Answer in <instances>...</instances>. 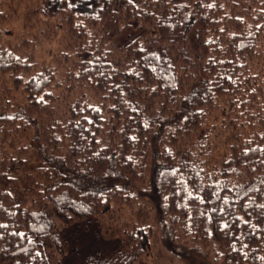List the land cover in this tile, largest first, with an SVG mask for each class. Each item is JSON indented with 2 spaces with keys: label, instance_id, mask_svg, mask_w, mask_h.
<instances>
[{
  "label": "trees",
  "instance_id": "trees-1",
  "mask_svg": "<svg viewBox=\"0 0 264 264\" xmlns=\"http://www.w3.org/2000/svg\"><path fill=\"white\" fill-rule=\"evenodd\" d=\"M50 10L58 77L0 44L26 95L0 111V264H148L158 216L171 245L264 264V0Z\"/></svg>",
  "mask_w": 264,
  "mask_h": 264
},
{
  "label": "rangeland",
  "instance_id": "rangeland-1",
  "mask_svg": "<svg viewBox=\"0 0 264 264\" xmlns=\"http://www.w3.org/2000/svg\"><path fill=\"white\" fill-rule=\"evenodd\" d=\"M55 3L56 0H0V44L5 47H12L25 37L31 39L33 45L26 51L31 50L33 52L41 67L55 68L58 77L60 72L66 71L69 64H65L61 70L62 62L58 56L60 42L53 39L54 36L50 35V32H47V35L45 33L46 30L48 31L49 28L51 29L56 25L58 12L50 10ZM45 20L50 23L46 24ZM121 42L120 40L119 43ZM25 99L26 95L22 89L13 88L7 79L0 80V111H4L6 107L20 109L23 107ZM137 206L134 207L135 216L138 215ZM158 222L161 227H159ZM151 225L157 231L156 250L160 254L156 258L147 259L148 264H217L212 255L203 248L196 252L186 245H171L170 239L165 237L167 224L159 216L157 223L153 221ZM157 226L161 231L158 230Z\"/></svg>",
  "mask_w": 264,
  "mask_h": 264
}]
</instances>
